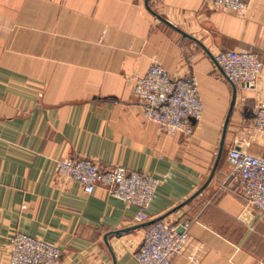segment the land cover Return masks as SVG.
<instances>
[{"label": "crops", "instance_id": "crops-1", "mask_svg": "<svg viewBox=\"0 0 264 264\" xmlns=\"http://www.w3.org/2000/svg\"><path fill=\"white\" fill-rule=\"evenodd\" d=\"M150 6L200 43L157 19L147 0H0V264H10L17 233L59 247L60 264H138L148 228L137 223L138 208L102 186L86 194L57 174L59 159L86 157L160 178L151 221L210 177L233 98L215 55L251 50L264 62V0L237 14L216 12L205 0ZM155 62L198 82L203 117L190 138L162 133L135 94L133 74ZM262 101L264 70L256 89L238 86L212 181L166 218L179 229L188 225L187 248L204 246L199 264L264 262V212L240 193L228 160L234 147L262 153L264 135L252 128ZM187 253L173 264H192Z\"/></svg>", "mask_w": 264, "mask_h": 264}, {"label": "built area", "instance_id": "built-area-1", "mask_svg": "<svg viewBox=\"0 0 264 264\" xmlns=\"http://www.w3.org/2000/svg\"><path fill=\"white\" fill-rule=\"evenodd\" d=\"M255 0H205L209 8L225 14H237L248 10ZM217 65L225 76L237 86L254 90L260 81L264 62L251 50H229L215 55ZM134 91L145 105L148 120L158 125L169 136L195 134L193 119L203 117V102L198 82L194 78L172 75L160 63L155 62L145 74H133ZM253 130L264 135V101L256 108ZM228 160L232 174L241 182L240 193L249 204L264 212V147L256 155L243 147L230 149ZM57 174L83 186L86 194H93L99 186L121 200L126 206L138 208L137 223L151 221L149 209L160 188V178L123 166L104 168L97 161L86 157H67L56 162ZM189 243L188 225L182 232L179 226L167 219L148 226L142 243L135 255L138 264H173L174 260L188 250V259L199 264L204 246ZM62 251L47 241L24 233H17L9 242L10 264H60ZM264 264V262L262 263Z\"/></svg>", "mask_w": 264, "mask_h": 264}, {"label": "water", "instance_id": "water-1", "mask_svg": "<svg viewBox=\"0 0 264 264\" xmlns=\"http://www.w3.org/2000/svg\"><path fill=\"white\" fill-rule=\"evenodd\" d=\"M147 7L148 9L153 13V15L159 19L160 21L164 22L165 24L171 26L172 28H174L175 30H177L178 32L182 33L185 37H188V38H191L195 41H197L198 43L199 40L194 38L193 36L185 33L182 29H180L179 27H177L176 25H174L172 22H170L169 20H167L166 18H164L163 16H161L160 14H158L157 12H155L151 6H150V0H147ZM221 69V68H220ZM221 71L223 72V70L221 69ZM224 73V72H223ZM231 82V81H230ZM232 86H233V98H232V103H231V107H230V110H229V113H228V116H227V119H226V122H225V125H224V129H223V134H222V140H221V144H220V149H219V153H218V156H217V159H216V162L214 164V167H213V170H212V173L210 175V177L208 178V180L206 181V183L202 186V188H200V190H198L192 197H190L186 202H184L183 204H181L180 206L174 208L173 210H171L170 212H168L167 214L157 218V219H154L150 222H147L145 223L144 225L145 226H149L151 224H154L158 221H161V220H164L166 219L168 216H170L171 214L175 213L176 211L180 210L182 207H184L185 205H187L189 202H191L193 199H195L197 196H199L207 187L208 185L210 184V182L212 181L216 171H217V168L219 166V163L222 159V156H223V153H224V149H225V142H226V137H227V132H228V129H229V125H230V122H231V119H232V116H233V113H234V110H235V107H236V102H237V97H238V86L231 82ZM193 122H196L194 119H193ZM184 228H180L179 231L182 232ZM131 230V228L129 229H125V230H120V231H116V232H111L109 234L106 235L105 237V240L107 243H109V238L110 236L112 235H115L117 237H121L123 234L129 232Z\"/></svg>", "mask_w": 264, "mask_h": 264}]
</instances>
